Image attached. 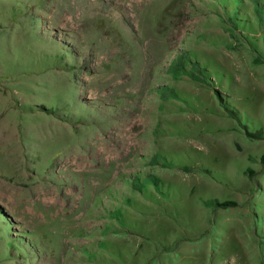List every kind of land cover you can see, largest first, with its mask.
Instances as JSON below:
<instances>
[{"label": "rangeland", "instance_id": "374dc122", "mask_svg": "<svg viewBox=\"0 0 264 264\" xmlns=\"http://www.w3.org/2000/svg\"><path fill=\"white\" fill-rule=\"evenodd\" d=\"M263 153L264 0H0V264H264Z\"/></svg>", "mask_w": 264, "mask_h": 264}, {"label": "trees", "instance_id": "16d2710c", "mask_svg": "<svg viewBox=\"0 0 264 264\" xmlns=\"http://www.w3.org/2000/svg\"><path fill=\"white\" fill-rule=\"evenodd\" d=\"M226 5V4H225ZM229 19H230V14L228 15ZM169 70L171 71V73H173L176 76H180L182 74H190L192 77L198 79L201 78V75L206 74L207 72H209V69H207L206 67H203L202 64L199 61H193L191 55H189L188 53H180L178 54L175 59L172 61ZM246 132L249 135H254L255 133L246 129ZM261 160L264 163V153L261 156ZM252 172V170H251ZM150 178V184H154L156 185L158 188H160L161 186V182H159L158 178L155 176H151L148 177ZM148 180L147 178L145 179V181ZM144 183H137L136 185H138L141 189L143 188ZM149 186V184L147 185ZM138 187V188H139ZM143 190H146V188H144ZM148 194H150L148 191H146ZM233 203V201H223V202H219L218 200L215 202V204L217 205H221V206H229ZM122 212L121 211H116L115 213V218L120 219V221L123 223L125 220L122 219Z\"/></svg>", "mask_w": 264, "mask_h": 264}]
</instances>
